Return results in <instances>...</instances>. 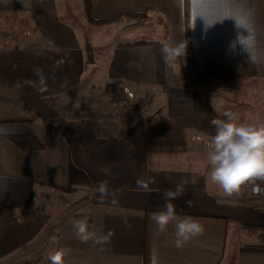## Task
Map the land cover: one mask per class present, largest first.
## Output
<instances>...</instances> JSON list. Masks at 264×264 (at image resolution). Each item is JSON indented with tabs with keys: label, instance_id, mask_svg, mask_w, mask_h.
I'll return each mask as SVG.
<instances>
[{
	"label": "crops",
	"instance_id": "1",
	"mask_svg": "<svg viewBox=\"0 0 264 264\" xmlns=\"http://www.w3.org/2000/svg\"><path fill=\"white\" fill-rule=\"evenodd\" d=\"M88 1L93 40L114 24L138 29L136 38L111 43L106 78L121 93L116 109L101 96L99 106L93 101L99 85L90 74L82 82L88 31L63 15L72 14L69 4L84 11V0H0V13L14 12L12 24L29 33L12 48L0 35V264H50L57 251L63 264H264V199L253 198L247 182L230 196L213 184L207 149L194 139H210V121L223 118L207 94L213 85L264 82V0ZM134 13L146 16L124 15ZM103 18L117 19L95 22ZM165 44L181 53L186 44L185 53L166 62ZM149 116L179 118L183 128L147 142ZM177 184V213L204 226L181 248L174 222L157 235L150 219ZM75 220L111 236L82 242Z\"/></svg>",
	"mask_w": 264,
	"mask_h": 264
},
{
	"label": "clouds",
	"instance_id": "2",
	"mask_svg": "<svg viewBox=\"0 0 264 264\" xmlns=\"http://www.w3.org/2000/svg\"><path fill=\"white\" fill-rule=\"evenodd\" d=\"M21 2L26 3L27 0H21ZM183 49L181 53L178 47L162 45V58L166 62L171 61L185 53L186 44ZM249 59L255 60V57L250 56ZM35 71L39 75V69ZM222 117H216L210 121L215 131L210 139L204 141V147L207 149V173L211 182L230 196L238 193L245 182H251L256 178L264 179V124L243 122L229 111L223 112ZM137 183L144 189L148 187L140 180ZM107 190L106 181L96 185V191L102 196L107 193ZM182 193L183 188L180 184H177L174 190L164 191L163 207L150 217L157 235L166 233L169 223L174 222L172 235L173 245L176 248L183 247L190 239L204 231V226L198 219L177 213L172 201ZM187 203L191 206L192 202ZM73 226L76 238L82 242L91 239L95 244H102L111 236V232L97 235L83 220H75ZM62 257L63 251L50 254V264H63Z\"/></svg>",
	"mask_w": 264,
	"mask_h": 264
},
{
	"label": "rangeland",
	"instance_id": "3",
	"mask_svg": "<svg viewBox=\"0 0 264 264\" xmlns=\"http://www.w3.org/2000/svg\"><path fill=\"white\" fill-rule=\"evenodd\" d=\"M69 14L67 16H64V20L68 21V23H78L79 25H82V28L88 31L87 38L88 42L91 45L92 48H89L87 50V55L90 60V64L87 67V73L84 74L82 82H87L85 80H89L90 77H88V74L91 76V81L94 84L98 83L99 91L93 90V101L96 102L97 100L100 101L101 96V102L103 100L104 103L111 109L113 106H115V109L117 108V100L119 101L121 97V93L117 91L114 87L107 84V63L109 61V55H110V47L112 41L115 39H118L121 42H127L131 40V37L134 36L136 38L138 29H130L129 26L126 24H114L110 25L107 28L101 29L97 36H99V40H93L94 37V31L93 27L89 25L88 21L86 20V14L85 10H81L79 8L75 9L72 4H69ZM14 15V12L6 11L3 13H0V21H6V24H1L4 26L0 27V35L4 36L5 42L3 43L4 47L12 48L13 43L15 39L18 38V34L23 32V34H29L27 31H23L26 28H22L23 26H20L19 24L14 23L12 24L10 21ZM20 16L17 14L15 16V19H18ZM28 28V27H27ZM75 29L78 30V27H75ZM131 30V33H130ZM132 34V35H131ZM3 39V40H4ZM35 43V41H33ZM113 45V44H112ZM2 47V46H0ZM99 55L100 58H96V56ZM108 83H112L110 80H108ZM116 87H122L125 86H117V83L114 82ZM106 85V87H105ZM108 88V90H106ZM129 91V88H127ZM124 91V90H123ZM127 92V91H126ZM125 96H128L127 93ZM132 93V96H128L130 99L133 98V91H129ZM207 94H210L212 96V99H217L218 105L216 108V111L222 115L223 112L229 111L231 112L234 117L239 118V120L246 122V123H260L263 124L264 120V82L259 81H251V80H239L235 82H229L226 84L221 85V88H218L214 90V85L211 88V91H209ZM124 98V97H123ZM211 99V100H212ZM125 100V98H124ZM99 101L96 102L99 106ZM126 100L122 102L121 104L124 105ZM128 104V103H127ZM101 105V104H100ZM130 109L127 110L126 104L124 105V109L127 113L132 112L135 108L130 105ZM113 109V108H112ZM93 116L98 115L99 110L97 107H92ZM103 113V112H102ZM122 125H125V121H121ZM201 138V140H198L201 142V145L204 147V141L202 136H194V139L197 140V138ZM208 140V139H205ZM242 189L244 187H241ZM245 190V188L243 189ZM8 257L3 258V260L8 259L11 257V255H7ZM12 258V257H11Z\"/></svg>",
	"mask_w": 264,
	"mask_h": 264
},
{
	"label": "trees",
	"instance_id": "4",
	"mask_svg": "<svg viewBox=\"0 0 264 264\" xmlns=\"http://www.w3.org/2000/svg\"><path fill=\"white\" fill-rule=\"evenodd\" d=\"M85 14L88 19L89 17V1L84 0ZM126 17L130 18H140L145 17L146 13H134V14H124ZM117 18H103L100 20H95L97 23H106L110 21H115ZM182 123L179 118H167L163 116H149L145 121V130L147 135V142H154L156 136L160 133L169 134L176 133L182 130Z\"/></svg>",
	"mask_w": 264,
	"mask_h": 264
},
{
	"label": "built area",
	"instance_id": "5",
	"mask_svg": "<svg viewBox=\"0 0 264 264\" xmlns=\"http://www.w3.org/2000/svg\"><path fill=\"white\" fill-rule=\"evenodd\" d=\"M117 86H120V83H117ZM123 90L127 93V95L130 97L132 96V93L127 90L126 87L123 88ZM264 124V120H263ZM207 138H203V141H205ZM197 140H201V138H197ZM249 186L250 195L253 198H262L264 199V179L256 178L252 180L251 182H247ZM256 189L255 191L253 189ZM260 209L264 210V202L260 205Z\"/></svg>",
	"mask_w": 264,
	"mask_h": 264
}]
</instances>
